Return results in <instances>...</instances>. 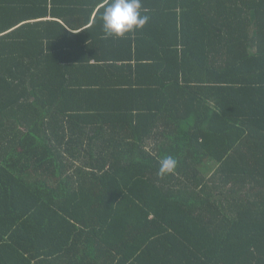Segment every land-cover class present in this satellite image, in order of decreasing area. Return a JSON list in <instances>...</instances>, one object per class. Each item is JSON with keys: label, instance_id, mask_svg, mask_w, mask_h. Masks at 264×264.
Returning a JSON list of instances; mask_svg holds the SVG:
<instances>
[{"label": "trees", "instance_id": "1", "mask_svg": "<svg viewBox=\"0 0 264 264\" xmlns=\"http://www.w3.org/2000/svg\"><path fill=\"white\" fill-rule=\"evenodd\" d=\"M141 2L0 0V264H264V0Z\"/></svg>", "mask_w": 264, "mask_h": 264}, {"label": "clouds", "instance_id": "2", "mask_svg": "<svg viewBox=\"0 0 264 264\" xmlns=\"http://www.w3.org/2000/svg\"><path fill=\"white\" fill-rule=\"evenodd\" d=\"M141 0H108L100 14L102 28L106 36L118 39L142 30L149 22ZM178 161L172 156H165L159 161L158 174L161 177L174 173Z\"/></svg>", "mask_w": 264, "mask_h": 264}, {"label": "crops", "instance_id": "3", "mask_svg": "<svg viewBox=\"0 0 264 264\" xmlns=\"http://www.w3.org/2000/svg\"><path fill=\"white\" fill-rule=\"evenodd\" d=\"M65 7H67V6H65ZM68 9H69V8H68ZM96 13H97V12H96ZM96 13L94 14V16H93V18H92V23H93V21H94V18H95Z\"/></svg>", "mask_w": 264, "mask_h": 264}]
</instances>
